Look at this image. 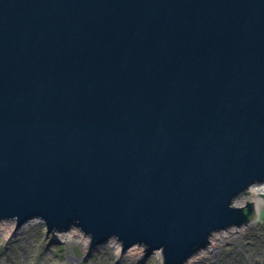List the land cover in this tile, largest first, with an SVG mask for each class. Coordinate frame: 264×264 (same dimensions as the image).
Masks as SVG:
<instances>
[{
	"label": "water",
	"instance_id": "1",
	"mask_svg": "<svg viewBox=\"0 0 264 264\" xmlns=\"http://www.w3.org/2000/svg\"><path fill=\"white\" fill-rule=\"evenodd\" d=\"M263 181L264 0H0V220L182 264Z\"/></svg>",
	"mask_w": 264,
	"mask_h": 264
},
{
	"label": "rangeland",
	"instance_id": "2",
	"mask_svg": "<svg viewBox=\"0 0 264 264\" xmlns=\"http://www.w3.org/2000/svg\"><path fill=\"white\" fill-rule=\"evenodd\" d=\"M251 186L238 198L249 195ZM261 199L259 210L254 209L245 229L219 240L218 247L192 264H264V195ZM236 200L234 205L247 204H238ZM5 219L15 220L16 231L13 235L0 234V264H161L157 253L148 256L143 243H137L142 246L141 253L137 254L129 247L124 248L115 236L121 244L119 249L110 241L94 246L92 238L88 243L79 237L68 238L69 230L83 231L76 225L59 230L48 229L41 217L30 219L22 226L16 218Z\"/></svg>",
	"mask_w": 264,
	"mask_h": 264
},
{
	"label": "bare ground",
	"instance_id": "3",
	"mask_svg": "<svg viewBox=\"0 0 264 264\" xmlns=\"http://www.w3.org/2000/svg\"><path fill=\"white\" fill-rule=\"evenodd\" d=\"M244 192H242V193H244ZM262 195H264V181L263 182L254 183V185L251 186V188H250L249 195L244 196V197H240V198H238L239 197L238 196V197H236L237 200L234 198L233 201L231 202V205L234 206V207H238L237 205H234V201L235 200L237 201L238 204H241V205L243 203H245V202L247 203V200H248V201H253L254 209H258L259 210V208L261 206V201H262L261 196ZM15 223H16L15 220H6V219L0 220V234L2 235L3 233H7V234L10 233V234L13 235L15 233V231H16ZM247 223H244V224H241V225H232V226H229L227 228L214 230L212 232V234L209 236V242L206 244V246L201 248V249H199L197 252H195L191 257H189V259H187L182 264H192V263H195L197 260L200 261L201 258L203 257L204 253L212 251V250H214V248L218 247V243H219L218 241L219 240H222V239L226 238L228 235L235 234V233L239 232L241 229H245L244 225L247 224ZM46 226H47V224H46ZM76 226H78V225H76ZM47 228L50 229L48 226H47ZM90 235H85L83 233V231L77 232L76 230H71V231L69 230V232L67 233L66 236L68 238L79 237L85 243H88L89 238H92V236H90ZM109 239H110L109 240L110 242H114L115 246L118 249L120 248L121 244L118 242V240L116 241L114 237H111ZM143 245H144V243H143ZM128 249L130 251H132V252L140 254L141 250H142V246L138 245L137 243H134ZM155 253H157L161 257V264H166L165 263L164 251L163 250H155L153 252V254H155Z\"/></svg>",
	"mask_w": 264,
	"mask_h": 264
},
{
	"label": "trees",
	"instance_id": "4",
	"mask_svg": "<svg viewBox=\"0 0 264 264\" xmlns=\"http://www.w3.org/2000/svg\"><path fill=\"white\" fill-rule=\"evenodd\" d=\"M251 216H252V214L251 215L249 214V217H251Z\"/></svg>",
	"mask_w": 264,
	"mask_h": 264
}]
</instances>
